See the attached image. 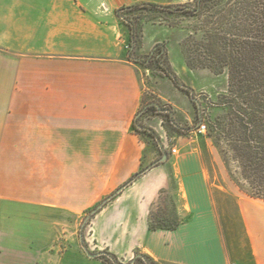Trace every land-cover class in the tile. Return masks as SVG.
<instances>
[{
  "label": "crops",
  "instance_id": "1",
  "mask_svg": "<svg viewBox=\"0 0 264 264\" xmlns=\"http://www.w3.org/2000/svg\"><path fill=\"white\" fill-rule=\"evenodd\" d=\"M142 1L0 0V207L31 213L0 216V264H103L85 250L55 248L54 227L29 232L17 225H52L40 214L55 211L80 214L139 171L145 143L133 122L143 74L128 60L112 14ZM173 172L179 196L183 191L192 206L191 177L203 184L202 171ZM167 186L165 165L151 168L111 203L106 221L128 224L125 237L156 262L234 264L202 217L172 231L149 230L151 205ZM239 207L253 234L256 219ZM258 224L264 231V221ZM259 239L251 241L250 264H264Z\"/></svg>",
  "mask_w": 264,
  "mask_h": 264
},
{
  "label": "rangeland",
  "instance_id": "2",
  "mask_svg": "<svg viewBox=\"0 0 264 264\" xmlns=\"http://www.w3.org/2000/svg\"><path fill=\"white\" fill-rule=\"evenodd\" d=\"M146 2L173 8H193L195 5V0H143L139 3ZM116 10L112 15L119 24L117 33L128 52L130 31L126 23L116 16ZM208 15L210 13H206V16ZM121 16L137 24L141 30L140 43L132 51V56L139 60L136 64L142 71L144 82L141 105L143 110L138 123L140 127L144 126L150 130H140L138 133L145 143L143 162L138 171L143 170V173L127 183L132 175L116 191L80 214L62 211L48 215L40 214L43 218L52 220L54 224L37 225L33 220L22 224L16 220L19 224H9L8 230H14L16 225L29 232L39 226L47 228L46 231L54 227V246L59 250L67 247L82 252L85 250L91 255L97 254L103 264H162L146 255L140 246L133 245V239L125 237L124 231L128 224L111 226L105 219V215L115 211V207L110 206L111 203L119 195H123L128 185L145 174L147 167L155 163L153 167L165 165L167 168L168 186L151 205L149 214L154 217L153 220L161 218L169 224H175L189 223L202 217L208 227L209 223L212 224L213 236H217L224 243L225 249L235 257L234 264H250L247 261L253 252L251 241L257 236L260 237L259 241L264 239V231L258 228L259 221H264V202L252 201L240 191H246L247 187L239 179L235 164L227 153L225 141H220L218 145L215 138L208 134L209 127L215 124L216 120L223 121L225 116L223 98L228 90L227 73L225 71L215 75L208 69H189L186 65L188 56H191L189 52L194 51V45L202 40L200 34H195V29L205 27L206 17L196 19L190 14H170L147 8L121 12ZM210 27L207 25L205 30ZM157 44L162 45L164 49L165 56L161 63L163 60L167 61L178 80L191 89L190 95L175 87L162 71V67L156 63V55L148 59ZM149 105L152 108L148 109ZM197 124H200L199 127L204 125L205 129L199 132L196 129ZM158 125L162 132L158 131ZM172 149H175V154L171 152ZM164 152L167 159L159 162ZM173 168H180L191 175L202 171L204 175L203 184L198 176L191 177L190 207L185 200L183 202V191L182 197L179 196L178 180L174 177ZM239 205L246 206L251 211L252 218L256 219V224H253L256 230L253 234L248 233L245 228ZM1 215L20 217L31 213L0 207ZM149 225L148 222V227ZM111 233L115 234H112L114 237L110 236ZM121 237L123 239H120ZM260 244L264 249V241Z\"/></svg>",
  "mask_w": 264,
  "mask_h": 264
},
{
  "label": "trees",
  "instance_id": "3",
  "mask_svg": "<svg viewBox=\"0 0 264 264\" xmlns=\"http://www.w3.org/2000/svg\"><path fill=\"white\" fill-rule=\"evenodd\" d=\"M147 8L168 13L190 14L204 20L205 27L195 29L202 40L189 52L186 65L189 69L204 68L215 75L226 71L227 95L223 98L225 116L209 127L208 134L219 145L224 140L235 164L239 179L246 185L243 192L247 197L264 201V0H195L193 8H173L156 3H138L116 10V16L123 20L130 31L128 60L135 64L138 59L132 51L140 43L141 30L137 24L121 16V12ZM206 13L210 15L206 16ZM207 25L211 27L207 28ZM156 55V63L182 92L191 94L172 71L164 58L162 45L157 44L148 59ZM141 62V61H140ZM152 108L151 105L147 107ZM143 106L133 122L135 132L150 130L138 123ZM200 124H197L196 129ZM143 172L133 175L132 182ZM149 214V229L175 230L179 223L169 224L159 218L153 220Z\"/></svg>",
  "mask_w": 264,
  "mask_h": 264
},
{
  "label": "water",
  "instance_id": "4",
  "mask_svg": "<svg viewBox=\"0 0 264 264\" xmlns=\"http://www.w3.org/2000/svg\"><path fill=\"white\" fill-rule=\"evenodd\" d=\"M166 159H167V154L164 152V153H163V158L160 159L159 162H163V161H165ZM154 165H155V163L151 164L149 167H147V168L145 169V171L151 169ZM142 173H143V172H142ZM85 253H86L87 257H89V258H95V257H98L97 254H96V255H91V254L87 253V251H85Z\"/></svg>",
  "mask_w": 264,
  "mask_h": 264
},
{
  "label": "built area",
  "instance_id": "5",
  "mask_svg": "<svg viewBox=\"0 0 264 264\" xmlns=\"http://www.w3.org/2000/svg\"><path fill=\"white\" fill-rule=\"evenodd\" d=\"M204 129H205L204 125H201V126L198 128V131H199V132H202ZM171 152H172L173 154H175L176 151H175V149H172Z\"/></svg>",
  "mask_w": 264,
  "mask_h": 264
}]
</instances>
